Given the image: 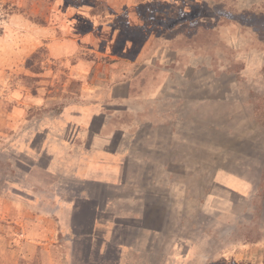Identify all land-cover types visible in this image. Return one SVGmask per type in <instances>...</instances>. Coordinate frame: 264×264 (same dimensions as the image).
Segmentation results:
<instances>
[{
    "label": "rangeland",
    "instance_id": "374dc122",
    "mask_svg": "<svg viewBox=\"0 0 264 264\" xmlns=\"http://www.w3.org/2000/svg\"><path fill=\"white\" fill-rule=\"evenodd\" d=\"M95 101L93 129L154 120L114 185L30 170L8 144L13 107L73 120L71 140ZM28 170L74 200L73 234L68 209L24 201ZM0 264H264V0H0Z\"/></svg>",
    "mask_w": 264,
    "mask_h": 264
},
{
    "label": "crops",
    "instance_id": "0c3cea01",
    "mask_svg": "<svg viewBox=\"0 0 264 264\" xmlns=\"http://www.w3.org/2000/svg\"><path fill=\"white\" fill-rule=\"evenodd\" d=\"M130 90L127 89V95L130 94ZM110 96L116 102L123 97L120 92L116 93L115 89L110 91ZM91 104V106L96 108H91V112L82 115L84 116L83 122L75 121L78 123L80 130L77 138L71 140L65 137V133H67L73 120L62 119L61 121H57L55 119L57 118L56 115L51 112L46 113L42 111L39 109L40 106L34 103L13 107V110L10 112H13L14 116H11V113L7 111L8 115L5 117V122L7 126H15L18 130L15 131L17 132L16 136L8 139V144L12 145V147L15 144V149L19 151V153H25L31 156L28 157L29 160H31L29 165L30 170H39L50 176H62L72 181H83L84 183L88 181H97L114 185L121 180L125 160L129 162L137 160V156L135 155L137 150L135 138L136 135L139 134L141 123L154 122V120L133 123L129 131H125V129L121 128L119 125L115 127L111 126V130H106L105 127H103L105 128L104 131L93 129L96 126L95 121L97 118L100 119L98 126L104 124L101 119L104 114L97 113V110L103 108L104 105L97 103V101ZM95 104H97V106ZM115 106L118 108L120 107L118 104ZM29 111L34 113L31 112L32 115L29 116ZM78 116L79 115L76 117ZM82 116H80L81 119ZM102 125L100 127H102ZM82 129H84L86 135L79 136ZM120 137L123 139L127 138L128 145L127 142L125 144L124 142H120ZM161 144L159 150H161ZM153 147L156 146L149 143V147H145L141 158L145 161L147 160V162H151L156 159L155 155H161L162 151H153L151 149ZM154 152L156 153L154 154ZM29 172V170L28 173L22 171V177L19 180L22 186L21 188L18 187L19 189L17 188L26 198L24 201L31 203L36 202L38 205L47 202L45 206L48 205L51 209H68L69 215L63 219L60 217L57 218L58 212L53 214L57 215L56 222L59 232L62 230L61 227H64L73 234L75 220L79 212L73 210V208H75L74 200L67 199V202H65V197L59 192L55 191V193H53L54 190H52L50 186L43 187L40 183L38 184L35 183V181L29 180ZM224 185L231 188L228 183ZM74 199L77 198L75 197ZM83 199L88 198L84 197L76 201L85 202ZM98 207L99 206L95 204L91 207L93 210V217L99 212ZM95 221L96 220L93 219L92 223ZM50 236L51 238L53 237L52 234Z\"/></svg>",
    "mask_w": 264,
    "mask_h": 264
},
{
    "label": "trees",
    "instance_id": "16d2710c",
    "mask_svg": "<svg viewBox=\"0 0 264 264\" xmlns=\"http://www.w3.org/2000/svg\"><path fill=\"white\" fill-rule=\"evenodd\" d=\"M87 210V209H86ZM86 210L84 212V209L80 212L79 216V221L76 223V228H77V241L80 242V245L86 248L87 251L92 250L95 248V245H97V242H94L92 236L93 233V223L92 220L94 217L91 215L86 216ZM78 218V217H77ZM81 223V224H80ZM80 224V226H79ZM82 226V227H81ZM79 234V235H78ZM94 254L95 257L98 258L100 256L99 250L94 249Z\"/></svg>",
    "mask_w": 264,
    "mask_h": 264
}]
</instances>
